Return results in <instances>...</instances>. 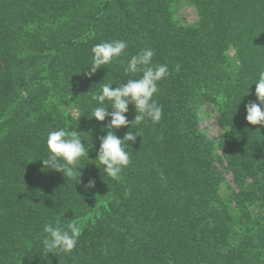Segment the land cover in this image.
Segmentation results:
<instances>
[{
  "label": "trees",
  "instance_id": "obj_1",
  "mask_svg": "<svg viewBox=\"0 0 264 264\" xmlns=\"http://www.w3.org/2000/svg\"><path fill=\"white\" fill-rule=\"evenodd\" d=\"M179 1L0 0V264H264V126L245 119L264 70V0H187L190 26ZM113 40L126 54L89 76L92 47ZM146 48L169 69L153 97L162 117L130 126L141 137L112 179L95 161L110 118L89 119L91 96L138 79L124 65ZM205 105L218 139L201 129ZM60 128L90 146L82 183L40 161ZM45 223H77L76 248L46 253Z\"/></svg>",
  "mask_w": 264,
  "mask_h": 264
},
{
  "label": "clouds",
  "instance_id": "obj_2",
  "mask_svg": "<svg viewBox=\"0 0 264 264\" xmlns=\"http://www.w3.org/2000/svg\"><path fill=\"white\" fill-rule=\"evenodd\" d=\"M127 42L124 40H113L94 45L92 52V65L87 71L89 76L97 70L110 65L115 59L125 55ZM155 53L151 48L141 50L124 65V73H140L138 79H129L127 83L113 88L110 83L103 84L100 92L91 96L97 107L92 110L91 118L103 124L106 118H110L107 124H103L102 131L106 135L100 137L99 150L96 160L103 166V173L117 179L123 169L130 164V154L127 151L131 148L130 143H135L137 137H141L139 129L133 131L130 126L140 125L145 120L158 123L162 117V107L153 99L158 92V82L169 75L166 64H154ZM257 102L246 105V122L253 126H264V70L258 74L254 84ZM129 105L134 106L135 117L132 121L127 118ZM111 108V111H109ZM122 127H129L123 138L118 137L114 130ZM81 135L76 131L60 128L50 131L47 136L46 158L41 159L44 168L54 170L63 175L64 179L70 178L76 183H82L79 171V163L82 157L88 159L90 146L82 143ZM85 191L95 187V181L89 180L83 185ZM81 228L77 223H68L67 228L58 224L45 223L44 235L41 243L46 253L56 254L59 252L71 253L77 246L81 235Z\"/></svg>",
  "mask_w": 264,
  "mask_h": 264
},
{
  "label": "rangeland",
  "instance_id": "obj_3",
  "mask_svg": "<svg viewBox=\"0 0 264 264\" xmlns=\"http://www.w3.org/2000/svg\"><path fill=\"white\" fill-rule=\"evenodd\" d=\"M174 17L182 26L194 25L198 22V15L194 7H192L187 0H180L174 6ZM66 108L70 110L74 117H77V111L71 106L66 105ZM200 126L205 134L211 139H218L221 135V130L217 124L218 122V113L213 106L205 105L202 108ZM226 184L232 186V179L228 172L223 171ZM264 212V210H263Z\"/></svg>",
  "mask_w": 264,
  "mask_h": 264
}]
</instances>
